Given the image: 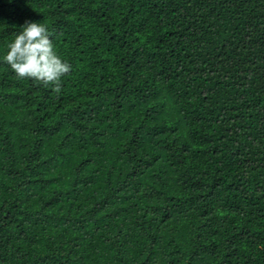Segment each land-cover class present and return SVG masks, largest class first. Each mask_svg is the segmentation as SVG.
Instances as JSON below:
<instances>
[{
    "label": "trees",
    "instance_id": "trees-1",
    "mask_svg": "<svg viewBox=\"0 0 264 264\" xmlns=\"http://www.w3.org/2000/svg\"><path fill=\"white\" fill-rule=\"evenodd\" d=\"M0 264H264V0H0Z\"/></svg>",
    "mask_w": 264,
    "mask_h": 264
},
{
    "label": "clouds",
    "instance_id": "clouds-1",
    "mask_svg": "<svg viewBox=\"0 0 264 264\" xmlns=\"http://www.w3.org/2000/svg\"><path fill=\"white\" fill-rule=\"evenodd\" d=\"M53 35L45 24L25 21L14 41L8 45L4 61L18 79H31L46 87L51 86L59 95L62 78L72 69L56 52Z\"/></svg>",
    "mask_w": 264,
    "mask_h": 264
}]
</instances>
